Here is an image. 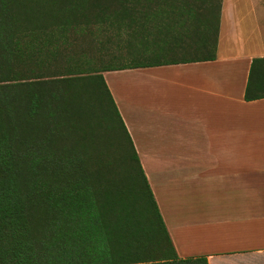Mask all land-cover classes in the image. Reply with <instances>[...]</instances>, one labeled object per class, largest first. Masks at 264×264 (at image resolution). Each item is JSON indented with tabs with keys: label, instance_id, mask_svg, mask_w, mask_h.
Returning a JSON list of instances; mask_svg holds the SVG:
<instances>
[{
	"label": "trees",
	"instance_id": "obj_1",
	"mask_svg": "<svg viewBox=\"0 0 264 264\" xmlns=\"http://www.w3.org/2000/svg\"><path fill=\"white\" fill-rule=\"evenodd\" d=\"M221 4L0 0V264H208L178 255L103 72L214 59ZM87 39L97 61L75 57ZM142 39L156 46L147 61ZM176 48L195 56L162 59ZM260 98L254 58L245 99Z\"/></svg>",
	"mask_w": 264,
	"mask_h": 264
},
{
	"label": "crops",
	"instance_id": "obj_2",
	"mask_svg": "<svg viewBox=\"0 0 264 264\" xmlns=\"http://www.w3.org/2000/svg\"><path fill=\"white\" fill-rule=\"evenodd\" d=\"M264 0H222L216 57L104 71L178 255L264 264Z\"/></svg>",
	"mask_w": 264,
	"mask_h": 264
},
{
	"label": "rangeland",
	"instance_id": "obj_3",
	"mask_svg": "<svg viewBox=\"0 0 264 264\" xmlns=\"http://www.w3.org/2000/svg\"><path fill=\"white\" fill-rule=\"evenodd\" d=\"M144 5H147L148 4H144ZM147 27L148 28H151L152 29V21H149L147 23ZM154 30H152V33L151 31H145L146 35L148 36V38H152V37H156L157 33H154L153 32ZM131 33H132V30H130V33L129 34H126L127 37H131ZM143 37V36H142ZM122 45L120 46H113L114 48H121L122 50H120L119 53H122V63H126V64H129L131 63V58H132V55L129 54V52H126V49L124 47H126L123 43H121ZM138 46V44H136V47ZM142 49V51L144 52V55H147V56H144V57H141V60L142 61H147L149 60V56L152 54L153 51H155L156 49V46L154 45L153 42H146L145 40L142 39V47L140 48ZM107 50V49H105ZM182 50H184L183 48H176V52H169V53H165L162 54L164 55L162 57L163 58H167V59H180V58H183L185 56L187 57H194L195 54H187V55H181L180 52H182ZM102 51V47L99 46V44H96V43H93L92 41H88L87 40H84V41H81L78 46L75 48V51H74V54H75V57L79 58V59H83L84 61L85 60H93V61H97L99 59V53ZM108 51V50H107ZM110 51V50H109ZM115 51V50H113ZM100 120H98L99 122ZM101 122V121H100ZM99 131L105 135V137L108 139V140H112V148L114 149L115 153H116V156L118 155H121V140H119V138L116 136L117 133H114V132H110L108 129H107V126H106V123L103 122L102 124L99 125L98 127ZM103 143H104V140H103ZM119 152V153H117Z\"/></svg>",
	"mask_w": 264,
	"mask_h": 264
}]
</instances>
